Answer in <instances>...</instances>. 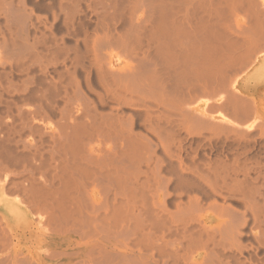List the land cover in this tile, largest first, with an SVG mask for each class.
<instances>
[{
  "label": "bare ground",
  "instance_id": "6f19581e",
  "mask_svg": "<svg viewBox=\"0 0 264 264\" xmlns=\"http://www.w3.org/2000/svg\"><path fill=\"white\" fill-rule=\"evenodd\" d=\"M0 264H264V0H0Z\"/></svg>",
  "mask_w": 264,
  "mask_h": 264
},
{
  "label": "rangeland",
  "instance_id": "374dc122",
  "mask_svg": "<svg viewBox=\"0 0 264 264\" xmlns=\"http://www.w3.org/2000/svg\"><path fill=\"white\" fill-rule=\"evenodd\" d=\"M25 222H27V221L22 220V222H20L21 224H19V225H22V223H25Z\"/></svg>",
  "mask_w": 264,
  "mask_h": 264
}]
</instances>
